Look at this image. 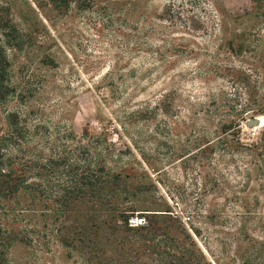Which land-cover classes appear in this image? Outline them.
<instances>
[{
    "label": "rangeland",
    "instance_id": "1",
    "mask_svg": "<svg viewBox=\"0 0 264 264\" xmlns=\"http://www.w3.org/2000/svg\"><path fill=\"white\" fill-rule=\"evenodd\" d=\"M262 7L0 0V264H156L124 217L188 264H264Z\"/></svg>",
    "mask_w": 264,
    "mask_h": 264
},
{
    "label": "trees",
    "instance_id": "2",
    "mask_svg": "<svg viewBox=\"0 0 264 264\" xmlns=\"http://www.w3.org/2000/svg\"><path fill=\"white\" fill-rule=\"evenodd\" d=\"M264 8V0H251V11L250 12H246L247 14H251L252 11L258 9L261 10L259 7ZM258 7V8H257ZM257 12V11H256ZM264 14V11L262 12V15ZM10 93H14V91H10ZM9 119H10V126L12 127V131L11 132V137H15L17 138V140H20L24 138L22 135V129L20 128L19 123L21 122V120L19 119L18 116H13L12 114L9 115ZM13 156V155H12ZM66 163V162H65ZM58 164L57 162L55 163V165ZM57 166V165H56ZM17 167H22L23 168V164L21 165L19 159L15 158L13 156V158L10 160V164L8 166V173L6 174V176H4V179H6L4 181L5 186L7 187V190L11 193V196H17L21 193L22 189H26L25 186V180H23V178L18 177L17 176ZM67 167V166H66ZM72 168V165L71 167ZM21 171V169H20ZM90 172V171H89ZM75 173V172H74ZM111 172L109 170L106 171V176H105V181H101L99 179H97V177L94 175V173H90V177H89V181L87 180L86 184L89 185L90 188V193H95L96 192V188H98V185H114L115 182H118L119 178L115 177L114 175L110 174ZM72 175V174H71ZM76 175V174H74ZM104 184V185H103ZM105 186V187H108ZM75 189V188H74ZM78 191V188H76ZM75 189V190H76ZM108 191L111 192L112 189L108 188ZM112 194L111 197L114 198V193H110ZM65 200L67 199V196L64 197ZM64 200V201H65ZM106 205L111 206V218L112 220H116V214L118 211V207L111 202H106ZM142 211V210H141ZM133 212V210L131 211ZM133 214V213H131ZM124 216V215H123ZM129 218L128 217H124V220H122V222L125 224V228L126 231H135L136 233H142V235L140 234V238H145L144 241L146 242V246H148L150 248V250L152 249V254L155 256V262H157L156 264H188L189 261L187 259H185V254H187V250L184 248H180L177 246V244L175 243V241L170 238L169 235L161 233L159 231V229L155 230V232H153V225H150L152 228L147 229L145 227H142L143 225L139 224V225H130L129 223ZM136 228V229H134ZM114 229L116 230V226L114 225ZM157 231H159V234H157ZM161 233V234H160ZM144 234V235H143ZM152 244V245H150ZM162 248V249H161ZM174 249L178 250V251H174ZM170 252L176 253L177 255H173ZM184 252V253H182ZM167 260H169L167 262Z\"/></svg>",
    "mask_w": 264,
    "mask_h": 264
},
{
    "label": "water",
    "instance_id": "3",
    "mask_svg": "<svg viewBox=\"0 0 264 264\" xmlns=\"http://www.w3.org/2000/svg\"><path fill=\"white\" fill-rule=\"evenodd\" d=\"M260 121L258 119H250V122L248 123L249 126H256L259 125Z\"/></svg>",
    "mask_w": 264,
    "mask_h": 264
},
{
    "label": "bare ground",
    "instance_id": "4",
    "mask_svg": "<svg viewBox=\"0 0 264 264\" xmlns=\"http://www.w3.org/2000/svg\"><path fill=\"white\" fill-rule=\"evenodd\" d=\"M259 120H260V124L264 125V119L260 118ZM260 124H259V125H260ZM259 125H258V126H259Z\"/></svg>",
    "mask_w": 264,
    "mask_h": 264
}]
</instances>
